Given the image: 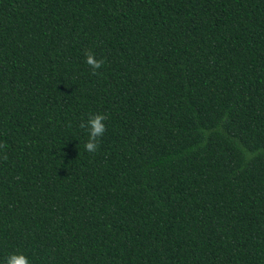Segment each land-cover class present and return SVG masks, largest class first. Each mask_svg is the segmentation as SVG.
<instances>
[{
  "label": "trees",
  "instance_id": "trees-1",
  "mask_svg": "<svg viewBox=\"0 0 264 264\" xmlns=\"http://www.w3.org/2000/svg\"><path fill=\"white\" fill-rule=\"evenodd\" d=\"M0 145V261L264 264V0H0Z\"/></svg>",
  "mask_w": 264,
  "mask_h": 264
},
{
  "label": "clouds",
  "instance_id": "clouds-1",
  "mask_svg": "<svg viewBox=\"0 0 264 264\" xmlns=\"http://www.w3.org/2000/svg\"><path fill=\"white\" fill-rule=\"evenodd\" d=\"M85 62L91 66L93 72L101 67L102 61L93 57L90 52L85 53ZM85 129L87 138L84 140L83 149L86 152H95L98 148L99 139L103 136L106 127V116L103 113H93L79 125ZM0 145V148H3ZM0 264H32V261L22 251L9 253Z\"/></svg>",
  "mask_w": 264,
  "mask_h": 264
}]
</instances>
